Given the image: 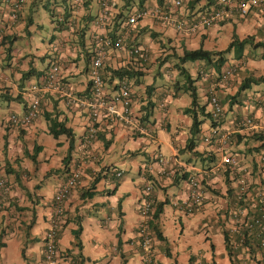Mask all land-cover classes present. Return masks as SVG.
Here are the masks:
<instances>
[{
    "label": "crops",
    "instance_id": "1",
    "mask_svg": "<svg viewBox=\"0 0 264 264\" xmlns=\"http://www.w3.org/2000/svg\"><path fill=\"white\" fill-rule=\"evenodd\" d=\"M139 1L114 0L112 13L127 10L130 16L138 9L170 2L144 0L143 7H140ZM212 1L182 0V5L185 10L195 11ZM39 4L45 9L48 7L51 13L56 8L61 17L66 5L73 6L69 17L72 25L65 29L60 25L63 28L60 35L52 36L45 50L36 51L30 58V53L15 49L14 42L18 37L16 30L25 29L30 33L29 28L34 23L32 11ZM98 12L99 0H90L87 5H76L74 0H26L15 23H10L7 15L0 19V69L8 70L7 74H0V99L8 106V115L23 113L35 95L41 98L37 118L23 129L9 125L7 115H0V167L8 181V193L0 190V264H42L43 236L48 226L52 198L72 168H79L81 174L62 203L66 219L64 217L56 242L58 264H144L138 234V202L147 183L152 185V199L167 201L174 210L173 221L163 216L164 207L159 218V229L166 240L157 238L149 226L156 264H264V251L255 239L247 245L237 246L232 255L225 248L223 231L228 228L227 223L236 204L234 183L224 167L204 180L205 198L193 213L186 214L175 205L187 198L188 173L218 164L221 156L215 151L214 144L204 140L211 131L209 120L201 125L200 139L194 149L198 155L185 148L192 119L183 109L189 105L190 98L187 94L173 95L174 82L177 80L182 84L183 81L174 67L177 57L183 48L196 49L188 47L189 41L195 45L198 39L204 49L215 51L224 50L233 33L239 39L252 36L255 42L264 41V7L253 9L246 16L235 13L220 25L188 36L177 34L172 27L150 17L139 20L127 37L124 48L108 49L104 65L141 71L130 79L132 109L136 117L141 114V107L148 101L147 87H152L148 88L154 103L151 122L136 136L129 126L113 121L111 116L103 113L97 123L95 138L85 146L83 139L89 119L88 109L68 104L57 88L40 90L37 94L30 87L40 84L46 68L58 61L61 65L60 85L77 97L89 95V64L84 49L93 50L95 35L108 34L114 26V19L110 25H95ZM83 27L85 33L80 32ZM5 36L7 41L12 39V44L3 43ZM132 45H142L147 49L146 62L141 63L129 54ZM7 47L11 50L9 55ZM262 53L263 49L247 45L243 58H235L233 52L227 55L228 61L220 73L214 67H205L203 62H191L190 73L196 79L194 85L200 101L207 104L206 111L210 110L208 96L211 90L216 92L224 107V121L220 128L231 133L228 150L237 153L250 170L251 190L245 200L248 209H252L257 192L264 193V163L260 161L264 155V139L259 138L264 133V83L241 92L239 87L250 73L264 75ZM165 57L167 59L164 60ZM37 59L41 63L40 68L35 63ZM229 65H235L236 72L224 82L222 75ZM167 69H170V74H166ZM29 70L31 75L22 81V74ZM150 75L153 80L145 82V77ZM162 75L163 83L157 84L156 77ZM109 78L108 73L106 85L111 90L115 89L116 80L110 83ZM1 93L5 95L1 96ZM57 117L58 121H65L72 136L61 135L56 139L51 135L50 125ZM245 119L251 120L250 125H238ZM159 128L169 133V156L160 150L161 141L155 132ZM44 136H49L51 143ZM107 141L110 143L105 144ZM70 145L66 171L62 169V159L68 154ZM35 150L37 155L33 162L29 155H33ZM157 154L177 162V168L169 177L160 174L163 167L156 159ZM125 159L130 161V167L137 170L142 180L139 190L121 191L120 184L115 187L111 182L114 171H121L122 178L126 174V170L117 166ZM17 162L23 163V168L16 166ZM98 175L100 178L95 181ZM49 177H54L55 181L46 188L44 181ZM172 189L170 198L168 192ZM78 224L81 228L76 238ZM120 224L122 231L119 237ZM200 229L204 231L200 232ZM196 233H203L206 248L201 246L200 239H195Z\"/></svg>",
    "mask_w": 264,
    "mask_h": 264
},
{
    "label": "built area",
    "instance_id": "2",
    "mask_svg": "<svg viewBox=\"0 0 264 264\" xmlns=\"http://www.w3.org/2000/svg\"><path fill=\"white\" fill-rule=\"evenodd\" d=\"M79 2L80 0H75ZM114 0H99V12L95 20V25H106L111 18V6ZM26 0H0V19L7 15L10 23H15L19 18ZM264 7V0H213L210 5H206L195 11L183 9L182 0H171L164 5H155L149 9H138L134 14L128 16L122 23V31H118L114 38L108 35H95V53L89 69L90 93L87 97H77L74 93L60 85L61 65L57 61L53 62L45 71L40 84H33L30 89L37 93L40 90L57 88L63 94L68 104L86 107L89 112V119L86 125L83 144L89 146L98 132V121L103 115L111 116L113 121L121 122L129 126L132 131L143 132V127L137 124L136 116L132 109V89L131 81L123 78L117 82L115 89H109L101 75L108 49H121L125 47V40L129 37L132 28L139 20L150 17L165 26H170L177 34L184 36L194 35L209 27L219 25L224 19L232 17L235 13L246 16L251 10ZM1 11L5 12L2 14ZM57 15V14H56ZM61 20V14H58ZM132 56H137L141 60L148 57L147 49L141 45H132L128 50ZM166 74H170L167 69ZM236 72L235 65L225 68L222 79L229 80ZM38 94V93H37ZM209 105L214 118L223 117L225 110L216 92L211 90L208 96ZM163 106V104H162ZM41 109V98L35 95L28 103L25 111L21 114L12 112L6 117V122L17 128L23 129L29 126L38 116ZM251 120L239 121L238 125L248 126ZM253 124V123H252ZM251 124V125H252ZM216 136L217 145L214 147L221 156L218 164L202 168L187 175L188 195L180 203H175L178 209L186 214H191L194 209L201 205L205 198L204 180L211 177L217 170L224 167L229 171V175L234 183V199L236 208L231 212V225L227 228L231 234L240 233L242 238L255 235V240L264 251V193L257 192L256 200L252 204V209H248L245 204L247 195L250 193V170L244 165L237 153L228 150L231 133L221 131L218 128H211L210 134L204 139L210 141ZM156 159L163 167L160 174L169 177L177 168V162L170 158L157 154ZM264 163V155L260 157ZM122 172H117L121 176ZM81 170L75 168L66 176L65 180L58 186L51 204V212L48 217V226L43 236V262L42 264H58L59 253L56 242L60 227L64 222L62 203L75 186L79 179ZM0 190L8 193V181L0 167ZM152 185L147 183L138 202V234L141 247V256L144 264H156L152 253V237L149 222L152 212Z\"/></svg>",
    "mask_w": 264,
    "mask_h": 264
},
{
    "label": "trees",
    "instance_id": "3",
    "mask_svg": "<svg viewBox=\"0 0 264 264\" xmlns=\"http://www.w3.org/2000/svg\"><path fill=\"white\" fill-rule=\"evenodd\" d=\"M88 1H90V0H84L82 3V0H80L79 2H76L74 0V4H76V5H82V4L87 5ZM159 1H160V3L163 2V0H159ZM139 2L141 5L140 7H143L144 0H140ZM113 3H114V1L112 2V6H113ZM112 6H111V12H110L111 13V16H110L111 20L109 19L107 24L110 25L112 23V20L114 19V26L108 34L102 33L100 35H102V36L108 35L109 37L114 38L116 35V32L119 31L120 29H123L122 23L128 17V13H127V10H126V12H125V10H120V11H118V13L113 14L112 13ZM46 8L48 9V7H46ZM72 9H73V6L69 7V5H66L65 10L63 12L64 14H63L62 19L56 20L57 24H58V28L60 30L63 28L64 29L69 28V26L72 25L71 20L69 19ZM48 10H50V9H48ZM51 14L55 17L53 12ZM228 19H224L220 24L226 22ZM60 25H64L63 28H61ZM80 32L85 33V28L83 27L80 30ZM82 36H83V34H82ZM2 40H3V43L9 42L12 44V42H13L12 39L7 41L6 36ZM94 40H95V37H94ZM247 45L251 46L255 49L260 48V47L263 48V53H262L261 57L264 59V41L255 42V38L252 36H247L244 39H239L235 33H233L231 42L228 44V46L224 50H220V51L206 50L202 46H200L199 48H196V49L183 48L182 53L180 55H178V57H177V62L174 65V67L177 70L178 76L180 78H182L183 81H182V84H179L177 80L174 82V88L175 89H174L173 95L176 96L177 93L187 94L190 98L189 105L183 109V112L192 119V123H191L190 129H189L190 135H189V138L186 142L185 148L189 151H193V153L196 155H198V153H197V151H194V149H195V147L198 144V141L200 139L199 136H200V132H201V125L205 121L209 120L211 128H218L221 130L220 127L223 124L224 116L216 119L212 115L211 108L209 111H206L207 104L202 103L200 101L199 94L197 91V87H196V85H194V82L196 81V79L192 77L189 69L187 67H185L184 64L186 62H203L205 64V67L206 66L207 67H214L220 73L222 67L228 61L227 55L230 54L231 52H233V55L235 58H238V59L243 58L244 57L243 56V50L245 49V47ZM6 51H7V55H9V53L11 51L10 47H7ZM84 51H85V56L87 59V65L89 64V67H88V74H89L90 65L92 63L94 56L96 55L95 48L93 50H90V51L87 48H85ZM135 58L138 61H140L141 63H144L147 60V59L141 60L137 56ZM165 59H167V57H165L164 60ZM164 60H163V62H164ZM46 70H47V68H46ZM138 71H140V70H138ZM138 71L135 69H129L127 67L110 68V67L103 65V67L101 69V75H102L103 80L105 81L106 77L108 76V73H109V75H110L109 82L114 83V81L116 80L114 85L117 86L116 84L118 81H120L123 78L130 80L131 78H134L138 74ZM30 75H31V70L24 72L22 74V81H24V79H26ZM60 80H61V78H60ZM136 82H137V78H136ZM260 83H264V75L256 76V75L250 73L247 77H245L242 80L240 87H239V91L241 92V91L248 90L251 86H253L255 84H260ZM90 85H91V82H90V78H89V93H90ZM148 88H152V87L148 86L147 90H146L147 95H148V101L146 102L145 105H143V107H141V114L136 117L137 124H139L143 128L144 127L147 128L149 123L151 122L150 118H151L152 110L154 107V103L150 99V92L151 91L148 90ZM4 95H5V93H1V96H4ZM208 104H209V100H208ZM54 119L55 120H53L51 122L50 129H49L51 135L54 138L58 139L59 136H61V135L72 136L71 129L66 126L65 121H58V117H57V120H56V118H54ZM132 134L136 135V136L140 135L139 132H135V131H132ZM259 138L264 139V133H262ZM109 143H110V141H107L105 144H109ZM209 143L214 144V147H215L217 145L216 136L211 137ZM36 148L38 149L37 146H36ZM71 148H72V145H70V147H69L68 154L62 159V162H63V168L62 169L66 170V171H67V167H68V163H69V156H70ZM36 155H37L36 150H35L33 155H29L30 159L33 162L36 161ZM73 169H75V168H72L71 170H73ZM71 170H70V172H71ZM103 170H105V169H103ZM225 170H226L227 175H229V171L227 169H225ZM117 172H119V170L114 171L110 177L111 182H113L115 184V187H117L121 183L122 176H123L122 173H121V176H117L116 175ZM103 176H105V175H103ZM99 178H100V176L98 175L96 177L95 181L98 180ZM227 190L232 191L229 188ZM143 191H144V189H143ZM143 191H142V193H143ZM53 200H54V196L52 198V202H53ZM52 202H51V204H52ZM166 203H167V201H155V200H153L152 212H151L152 213L151 214V221L149 222V226L151 227V230H153V233L155 234V236H157V238H159L161 240H166V239L162 235V233L159 229V223L158 222H159L160 215L163 211V207ZM63 217H65L64 214H63ZM65 219H66V217H65ZM80 228H81V225L78 224V228L75 231V237L76 238H78V236H79ZM120 229H119V233H118L119 237H120V232L122 231V224H120ZM223 233H224L225 248H226L228 254H230V255H232L235 252L234 249L237 246L247 245L250 240L255 239V235L250 234V236L242 238L240 236V233L236 232V233L231 234L228 229L224 230ZM119 243H120V238H119Z\"/></svg>",
    "mask_w": 264,
    "mask_h": 264
},
{
    "label": "rangeland",
    "instance_id": "4",
    "mask_svg": "<svg viewBox=\"0 0 264 264\" xmlns=\"http://www.w3.org/2000/svg\"><path fill=\"white\" fill-rule=\"evenodd\" d=\"M52 7H51V9H52ZM53 12H54L55 17L51 14L50 10L45 9L44 6H42L41 4H39L37 7H35V9L32 11V17H33L34 23H33L32 27L29 28L30 33H28L25 29L16 30V34L18 37H17L16 41L14 42V48L15 49H21V50H24L25 52L30 53L31 54L30 58L36 51H37V53L44 51L45 45L51 39V37L52 36L57 37L61 33L60 29H58V24L56 21L58 19V14H60V12L58 10H56V8L53 10ZM74 39L76 41H78L77 37H74ZM188 47L189 48H193V47L199 48L200 47L199 40L198 39L195 40V45H194L193 41H189ZM261 49H263V48H261ZM173 60L175 61V58H173ZM175 62H173V63H175ZM35 63L37 64L38 67L41 64L38 59L35 61ZM184 66L187 67L191 73L192 63L187 62L184 64ZM172 71H174V70H172ZM1 72H4L7 74L8 70H3V69L1 70L0 69V74H1ZM163 78H164L163 75L157 76L156 77V83L157 84L163 83ZM152 80H153V78L151 75L148 77H145V82H147V83L151 82ZM8 113H9L8 106L6 105V103H3V101L0 99V115H3V116L7 115L8 116ZM155 132H157V136H158L159 140L161 141V143H159V145H161L160 146L161 152L164 155L169 156L170 152H171L169 147L167 146V145H169V143L167 144V142H169V133L166 130H162L160 128L155 130ZM44 138H45V140H47V142L51 141L49 136L48 137L44 136ZM157 144L158 143H154V145H157ZM142 160H144V159L142 158ZM22 164L23 163L17 162L16 166H20L21 168H23ZM52 164H54V162H52ZM118 164H117V166H119L120 168L127 171L121 180L120 190L121 191H130L131 189H134V188L136 190H139V187H140V184L142 183V180H141L140 176H138L137 170L135 168L130 167V165H131L130 161L128 159H125L124 161H122ZM54 181H55L54 177L46 178L44 181V183H45L44 186H46V188H48V186L50 184L52 185ZM172 192H173V189L169 190V192H168L170 198H172L171 197ZM258 192H262V191L259 190ZM158 196L162 197V195H160V194H158ZM173 212H174V210H173L171 204L170 203L165 204L163 216H165L166 218H169V219H171V221H173V219H174L173 218ZM231 223H232L231 218H229V221L227 223V227H229L231 225ZM202 231H204V230L200 229V232H202ZM194 237L196 240L200 239L199 243L201 244L202 247L206 248L203 233H196ZM220 237H222V235ZM217 238H215L214 241L216 242V244L218 246L219 244L216 241ZM7 261H8V263H10L9 257L7 258Z\"/></svg>",
    "mask_w": 264,
    "mask_h": 264
},
{
    "label": "clouds",
    "instance_id": "5",
    "mask_svg": "<svg viewBox=\"0 0 264 264\" xmlns=\"http://www.w3.org/2000/svg\"><path fill=\"white\" fill-rule=\"evenodd\" d=\"M125 42H126V40H125ZM142 46V45H141Z\"/></svg>",
    "mask_w": 264,
    "mask_h": 264
}]
</instances>
